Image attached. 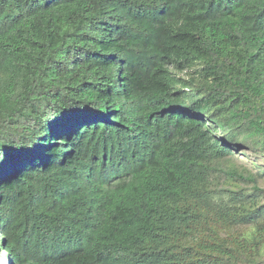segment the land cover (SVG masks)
<instances>
[{
  "label": "trees",
  "instance_id": "1",
  "mask_svg": "<svg viewBox=\"0 0 264 264\" xmlns=\"http://www.w3.org/2000/svg\"><path fill=\"white\" fill-rule=\"evenodd\" d=\"M261 179L264 0H0L9 264H264Z\"/></svg>",
  "mask_w": 264,
  "mask_h": 264
},
{
  "label": "snow or ice",
  "instance_id": "2",
  "mask_svg": "<svg viewBox=\"0 0 264 264\" xmlns=\"http://www.w3.org/2000/svg\"><path fill=\"white\" fill-rule=\"evenodd\" d=\"M92 115L93 114L85 110H81L79 112L65 113L62 116L58 117L57 120H63L65 123L69 125L74 123H87L90 121Z\"/></svg>",
  "mask_w": 264,
  "mask_h": 264
},
{
  "label": "rangeland",
  "instance_id": "3",
  "mask_svg": "<svg viewBox=\"0 0 264 264\" xmlns=\"http://www.w3.org/2000/svg\"><path fill=\"white\" fill-rule=\"evenodd\" d=\"M248 155H240V154H237V155H234L232 156L231 158H229V160L231 162H233L235 165H241V166H246V167H249L251 166L250 164V161L249 160H252L254 158V155H249V153H246ZM258 184L264 188V179H261L258 181ZM3 252L1 249H0V264H9L7 259L5 257H3Z\"/></svg>",
  "mask_w": 264,
  "mask_h": 264
}]
</instances>
